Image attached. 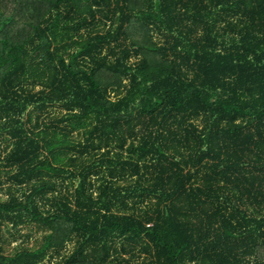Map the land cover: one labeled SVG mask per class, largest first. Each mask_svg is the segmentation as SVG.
Masks as SVG:
<instances>
[{"label": "trees", "instance_id": "1", "mask_svg": "<svg viewBox=\"0 0 264 264\" xmlns=\"http://www.w3.org/2000/svg\"><path fill=\"white\" fill-rule=\"evenodd\" d=\"M0 136V264H264V0H0Z\"/></svg>", "mask_w": 264, "mask_h": 264}, {"label": "rangeland", "instance_id": "2", "mask_svg": "<svg viewBox=\"0 0 264 264\" xmlns=\"http://www.w3.org/2000/svg\"><path fill=\"white\" fill-rule=\"evenodd\" d=\"M201 118L197 119V122L201 123ZM4 136H0V151L3 149V146L7 143V141L4 139ZM73 153V150H68V153ZM207 158V157H206ZM3 168V167H2ZM202 172H199V175ZM3 179L7 181V175H3ZM77 180L73 181V184L75 185ZM10 182H4V184L0 187V197H5V188ZM69 184L70 190H73L74 186L69 183V180L65 182V184ZM4 188V189H2ZM150 199V198H149ZM146 200L144 203H142V206H146L148 203ZM151 199L154 200L152 197ZM43 231L39 229L35 224H20L18 226H13L10 222L0 221V247L1 251L4 252V254H10L14 250V248L17 245H23V246H29L31 248L37 247L39 243L42 240ZM74 241H69L63 249V252H66L67 250L72 249ZM57 258H59V255L54 252L53 249H51L44 257L43 262L44 263H51L56 262Z\"/></svg>", "mask_w": 264, "mask_h": 264}]
</instances>
